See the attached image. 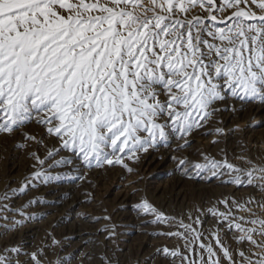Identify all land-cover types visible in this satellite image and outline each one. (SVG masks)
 Segmentation results:
<instances>
[{"label":"snow or ice","instance_id":"6c2138e0","mask_svg":"<svg viewBox=\"0 0 264 264\" xmlns=\"http://www.w3.org/2000/svg\"><path fill=\"white\" fill-rule=\"evenodd\" d=\"M228 99L264 106V0H0V133L38 114L36 123L60 143L46 160L66 150L90 168L124 166L168 145L169 132L190 146L187 138ZM46 160L37 158L41 166ZM203 160L192 167L264 197V162ZM41 178L52 179L40 171L30 179ZM27 187L0 193V213L12 214L8 202ZM225 207L212 215L237 249L218 233L206 244L181 225L184 234L169 235L184 249L157 254L171 264H264V199ZM142 208L165 222L147 203ZM20 255L18 247L0 250V264H20ZM42 255L31 254V264Z\"/></svg>","mask_w":264,"mask_h":264},{"label":"bare ground","instance_id":"6f19581e","mask_svg":"<svg viewBox=\"0 0 264 264\" xmlns=\"http://www.w3.org/2000/svg\"><path fill=\"white\" fill-rule=\"evenodd\" d=\"M218 107L221 111L215 113L208 126L187 138L190 144L189 148L191 150L194 149L193 146L196 148L201 146L207 150L216 148L225 137L234 138V140L238 138L240 133L236 129L242 127L240 132L249 133L252 141L247 147V153H235L234 165L246 168L247 165L243 163V160H251L256 164L264 162V141L259 136V129H256L264 124V106L244 105L239 101L228 99L227 102L219 103ZM33 120L30 123L29 131L26 128L25 131L18 133H25V137L29 136L36 141L41 139L42 143H46L47 146H42L38 157H35V153L32 156L33 152L26 153L24 150L23 145L29 140L27 138L25 141L22 140L23 142H12L7 147L0 146V193L6 190L11 193L13 189L21 188L23 184L28 186L27 196L20 195L9 201L13 212L21 209L22 215L18 212H16L17 215L0 213V215L7 216V221L0 220V250L20 248V264H31L29 259L31 254L41 251L43 252L41 264L43 262L48 264V258L52 255L56 256V259L50 264H62L65 260L68 261V264H74L71 262L72 259L90 258L93 255L94 247L92 248V246L94 244L102 243L107 248L113 246V237L105 224L93 225L95 216L91 215L88 208L92 206L94 200L88 189L93 185H102L105 174H113L117 171L116 176H120L121 171L120 168L116 169V166H105L99 169L87 167L81 163L76 154L59 152L54 158L46 160L47 153L57 149L58 141L48 135L46 129L36 123V119ZM217 130H222V134L205 135V133H216ZM3 136L5 133H0V144H4ZM212 141L218 142L213 144ZM182 144H185V141L158 145L156 148L150 149L148 153L141 154L136 162L131 161L135 165L127 163L126 168L136 169L138 172L142 170V176L149 182L164 175L172 176L178 185L182 180L195 179L196 181L197 179L201 183L200 187L214 189V191L225 190L229 196L240 201L245 199L246 195L244 196L243 192L246 189L249 190L247 199L249 197L257 200L264 199L258 191L243 187L237 188L235 185L223 183L222 180L230 178L227 175L223 177L209 175L198 179L189 174L186 169L178 170L177 160ZM190 149L187 151L190 152ZM37 158L46 160L45 164L41 166L37 162ZM59 161H68V163L53 166L57 165ZM37 171L46 176L69 173L73 175L72 181L69 183H63L61 180L48 183L43 179L32 181L30 178ZM135 190L133 187L124 188L113 207L118 218H116L118 226L123 232L117 243L120 250H125L131 234L146 231L145 225L152 221L145 217L144 212L140 211L134 202ZM157 190L160 191V188ZM174 194L175 199L183 198L181 189H177ZM25 205L30 206L23 207ZM236 214L243 215V213ZM214 219L207 215L203 219V223L207 226L212 224ZM220 226L226 229V225ZM53 229L58 232L56 245L52 244L51 236L53 234L51 236L49 234V231ZM158 250V247L154 248L148 256H154Z\"/></svg>","mask_w":264,"mask_h":264},{"label":"rangeland","instance_id":"374dc122","mask_svg":"<svg viewBox=\"0 0 264 264\" xmlns=\"http://www.w3.org/2000/svg\"><path fill=\"white\" fill-rule=\"evenodd\" d=\"M217 15L219 16L220 14L217 13ZM255 105L263 107L259 104ZM36 115L38 114H33V119H36ZM40 118L43 119V116L41 115ZM33 119L19 130L12 133H5V136L2 137L4 144H0V146L3 145L7 147L12 142H23L22 140L25 141L26 138L28 139L29 136L25 137V133L21 134L18 132L25 131L26 128L29 131L30 123L34 121ZM241 129L242 127L236 129V131L240 133V135H238V138H235L234 140V138L228 139L225 137L216 148L207 150L201 146L197 148L193 146L194 149L191 150L189 148L190 146L186 145L180 150L181 153H179L178 160L187 161L188 166L185 167L178 164V170L181 171L183 169H186L189 174H192L193 177H196L198 179L211 175L210 172H199L194 167H192V165L204 163V156H208L216 161L226 160L228 163L234 165L233 159L235 153H247V147H249L252 141L251 135L249 133H241ZM256 129H259V136L264 141V124L258 126ZM27 141V143L23 145V148L26 153L33 152L32 156H34L35 153V157H38L42 146H47L46 143L41 142V139L38 141L29 139ZM182 141L183 140L176 139V136L173 133H168V144ZM57 144L58 149L60 147L59 141ZM188 149H190V152L187 151ZM60 152L64 154H74L66 150H61ZM178 160L177 163L179 162ZM127 163L134 164L130 160L125 159L123 161L124 166H121L120 164L115 165L116 169L120 168V176H116L117 171L113 174L107 173L105 174V180L102 185H93L94 187L92 186L90 187V189H88V191L92 194L94 200L92 202V206L88 208L91 215L95 216L93 225L97 226L105 224V227L108 228L113 237V246L107 248L104 247L102 243H98V245L94 244L92 246V248L94 247L93 255L90 258L72 259V263L105 264V262H108V264H171V260L165 259L163 255L155 254L151 257H149L148 255L156 247H158L159 250H183L185 247L184 241L179 239L177 236L169 235L170 233L184 234L185 229L182 228L181 225H188L190 226V230H195V233H202L205 237L203 242L206 244L209 242L214 243V241H212V236L214 233H218L224 243L231 244L234 250L237 249L232 235H229L224 228H221L222 226H216V219L218 217L213 216L212 212L215 211L219 213H225L227 212L225 204L227 203L228 205H231L232 201H237L238 199H234L229 196L225 190L214 191V189L202 188L200 187V181L197 179L196 181L195 179L182 180L180 185H178L177 181L173 180L172 176L164 175L157 178V180L153 182H149L145 180L144 176H142V170L138 172L136 169H127ZM72 176L73 175L69 173L54 174L49 176L52 177V179L48 180V183L57 180H61L63 181V183H69L72 181ZM24 185L26 184H23L22 186ZM130 187L136 189L134 191L135 196L133 199L140 211H143L142 205L144 203H147L149 207L154 209L156 213L161 214L164 218H166V220L162 223H154L153 221H155L156 219L155 215L144 214L147 219L149 218L152 220L145 225V229L148 232L142 231L139 233L131 234L130 240H128L125 250H120L117 246V243L119 237L123 234V232L121 227L118 226V218L116 216V213L114 212L113 207L117 203L118 196L123 193L124 188ZM158 188H160V191L157 190ZM177 189L182 190V199H175L174 193L177 191ZM244 192L243 195H246L245 199L241 201L238 200V202L247 200L249 190L246 189L244 190ZM27 195L28 191H26V194L21 196L25 197ZM13 213L16 214V211H14ZM207 215H209L213 219L215 218L211 222L212 224H209L210 226H205L203 223V219ZM106 217L107 219H105ZM222 233L226 234L223 235ZM49 234L50 236L53 234L51 236L52 244H55L56 242L58 243V232L53 229L49 231ZM55 259L56 256H50V258H48V264H50ZM42 264H45V262H43ZM176 264H180V261L178 259L176 261Z\"/></svg>","mask_w":264,"mask_h":264}]
</instances>
